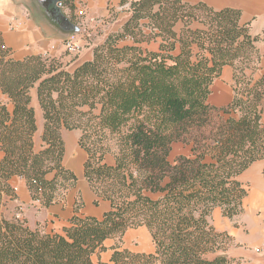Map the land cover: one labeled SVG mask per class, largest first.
I'll list each match as a JSON object with an SVG mask.
<instances>
[{"label": "trees", "instance_id": "trees-1", "mask_svg": "<svg viewBox=\"0 0 264 264\" xmlns=\"http://www.w3.org/2000/svg\"><path fill=\"white\" fill-rule=\"evenodd\" d=\"M129 17L70 69L41 54L16 60L0 32V189L26 180L33 200L49 208L78 178L64 165V131H80L84 177L110 203L101 219L75 214L62 232L32 230L25 220L0 223V264H230L232 237L210 216L233 219L246 188L238 180L264 160V76L256 77L261 37L233 8L186 0H120ZM110 10L112 16H117ZM242 64V65H241ZM233 68V100L209 103L214 81ZM250 71V74L248 73ZM43 115L42 149L32 92ZM189 155L170 160L173 145ZM146 227L153 253L123 247L126 233ZM116 240L108 262L95 257Z\"/></svg>", "mask_w": 264, "mask_h": 264}, {"label": "crops", "instance_id": "crops-1", "mask_svg": "<svg viewBox=\"0 0 264 264\" xmlns=\"http://www.w3.org/2000/svg\"><path fill=\"white\" fill-rule=\"evenodd\" d=\"M79 1L63 0L62 2V11L75 24L79 23L75 19ZM105 1L106 4L104 0H98L97 3H94V0H87L89 14L95 16L99 10L101 14H104L105 19H108L112 24L114 23L117 31L121 30L129 17L128 7H120V0ZM186 1L190 4L205 3L215 10L225 8L239 10L242 23H249L250 25L251 35L261 37V41L257 44L261 61L256 77L264 76V0ZM109 6L114 8L113 13L117 16H112ZM89 18L91 22H94V17ZM86 22H89L88 19ZM0 32L3 44L11 51L16 60H22L32 54H41L58 58L65 65H68V68L73 69L83 62L91 60L94 47L102 43L113 31L107 33L101 42L92 45L79 58L69 59L65 54V41L50 38L43 31L25 0H0ZM233 97V68L227 66L224 68L222 76L214 81L208 101L211 105L222 107L228 105ZM0 104L8 105V109L12 110L8 98L1 91ZM32 106L36 110L38 125L35 146L37 150H40L43 146L44 121L35 90L32 92ZM63 138L66 146L64 165L77 176V187L66 195L64 201L55 203L49 208H42L33 200L26 180L22 177H14L9 181V184L16 190L15 197L0 189V223L5 220L20 219L25 220L32 230L39 228L46 232H62L75 214L78 193H82L84 202V207L79 214L101 219L110 209V203L106 201H102L99 206L94 204L96 196L84 177V163L87 154L79 146L80 131H64ZM189 154L190 150L182 155ZM3 158L4 152L0 149V163ZM238 180L247 190V196L243 202V211L230 219L223 215L220 208H216L210 216V223L217 231L226 232L233 239V245L227 251L229 259L232 260L230 264H264V254H258L255 251L264 242V160L254 162L239 175ZM134 239H138L140 245L132 249L130 245ZM115 243L116 240L108 239L105 243L108 250L96 257L97 261L101 259L103 262H108L112 255L111 248ZM123 247L140 253H153L155 251L151 234L146 227L129 230L123 239ZM145 248L147 249L145 250Z\"/></svg>", "mask_w": 264, "mask_h": 264}, {"label": "rangeland", "instance_id": "rangeland-1", "mask_svg": "<svg viewBox=\"0 0 264 264\" xmlns=\"http://www.w3.org/2000/svg\"><path fill=\"white\" fill-rule=\"evenodd\" d=\"M97 1L98 0H94V3H97ZM104 2L106 4L105 0ZM88 8L89 7H88L87 0H80L77 3L75 19L79 22L77 25L80 26L81 31L78 34V37L75 35L76 36L75 39L77 40V42L80 44L82 48L78 54H69V52L66 51L65 54L69 57V59L79 58L82 55V53H84L86 50L88 51V49H90L92 45H94L95 43L101 42L104 39V37L107 35V33L111 31L113 32L117 31L115 29L116 26L114 25V23L112 24L108 19H105L106 17L104 16V14H101L99 10H97L96 12L97 14H95V16H91L89 14ZM109 9L113 10L114 8L112 6H109ZM89 17H94V22H91ZM87 19L89 21L88 23L86 22ZM248 73L250 74V71H248ZM188 150H190V148L183 145L182 143H175L172 148L170 160L174 162L178 156L186 153ZM80 194H81L80 197L83 200L82 193ZM139 245H140V242H138V239L137 240L134 239L131 242L130 247L134 249V248H137V246ZM146 249L147 248H145V250ZM95 261L97 262L96 257H95Z\"/></svg>", "mask_w": 264, "mask_h": 264}, {"label": "water", "instance_id": "water-1", "mask_svg": "<svg viewBox=\"0 0 264 264\" xmlns=\"http://www.w3.org/2000/svg\"><path fill=\"white\" fill-rule=\"evenodd\" d=\"M43 31L54 39L67 41L81 28L62 11L63 0H25Z\"/></svg>", "mask_w": 264, "mask_h": 264}, {"label": "built area", "instance_id": "built-area-1", "mask_svg": "<svg viewBox=\"0 0 264 264\" xmlns=\"http://www.w3.org/2000/svg\"><path fill=\"white\" fill-rule=\"evenodd\" d=\"M65 47L66 51L69 52V54H78L82 48L75 39V36L65 41ZM255 251L258 254H264V242L260 247L256 248Z\"/></svg>", "mask_w": 264, "mask_h": 264}]
</instances>
